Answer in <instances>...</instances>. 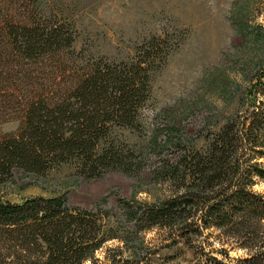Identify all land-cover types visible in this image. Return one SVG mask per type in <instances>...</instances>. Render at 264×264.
Returning a JSON list of instances; mask_svg holds the SVG:
<instances>
[{
    "label": "trees",
    "instance_id": "obj_1",
    "mask_svg": "<svg viewBox=\"0 0 264 264\" xmlns=\"http://www.w3.org/2000/svg\"><path fill=\"white\" fill-rule=\"evenodd\" d=\"M15 1L0 0V183L14 181L19 170L39 178L61 165L86 179L140 173V161L136 167L110 138L116 127H139L156 59L144 55L120 68L74 65L66 50L72 35L20 15ZM256 78L250 92L258 102L244 116H228L203 148L191 145L179 120L154 127L144 154L168 145L184 151L152 174L173 185V195L138 218L200 233L217 229L246 251L242 264H264V193L255 189L264 180V70ZM16 118L20 128L3 133ZM108 217L102 209L70 207L63 196L0 200V264H121L96 257L106 242L122 238Z\"/></svg>",
    "mask_w": 264,
    "mask_h": 264
},
{
    "label": "rangeland",
    "instance_id": "obj_2",
    "mask_svg": "<svg viewBox=\"0 0 264 264\" xmlns=\"http://www.w3.org/2000/svg\"><path fill=\"white\" fill-rule=\"evenodd\" d=\"M16 1L20 15L72 35L66 50L74 65L120 68L146 55L156 59L158 68L138 114L139 127H116L110 138L118 150L132 155L136 167L140 161V173L109 171L86 179L73 165H61L38 178L19 170L14 181L0 183V200L63 196L73 208L109 211L108 224L122 238L96 252L101 262L110 263L109 256L121 264H242L246 251L217 229L200 233L195 227L181 230L176 223L138 219L147 207L173 195L174 186L163 178L156 182L152 174L184 147L143 152L154 127L165 129L171 120L180 121L191 145L203 148L228 116H244L258 102L250 90L264 70V0ZM20 125L11 119L1 130L14 133ZM166 136L164 130L159 139ZM255 189L264 193V180Z\"/></svg>",
    "mask_w": 264,
    "mask_h": 264
}]
</instances>
